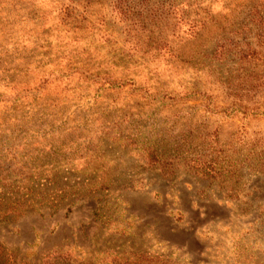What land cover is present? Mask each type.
<instances>
[{
    "label": "rangeland",
    "instance_id": "obj_1",
    "mask_svg": "<svg viewBox=\"0 0 264 264\" xmlns=\"http://www.w3.org/2000/svg\"><path fill=\"white\" fill-rule=\"evenodd\" d=\"M0 264H264V0H0Z\"/></svg>",
    "mask_w": 264,
    "mask_h": 264
},
{
    "label": "trees",
    "instance_id": "obj_2",
    "mask_svg": "<svg viewBox=\"0 0 264 264\" xmlns=\"http://www.w3.org/2000/svg\"><path fill=\"white\" fill-rule=\"evenodd\" d=\"M152 153L149 152V155ZM148 155V156H149ZM194 171H196L197 174L203 175V176H210L212 173H208V167L205 164H201L199 166L197 165H192L191 167ZM213 176V175H212Z\"/></svg>",
    "mask_w": 264,
    "mask_h": 264
}]
</instances>
